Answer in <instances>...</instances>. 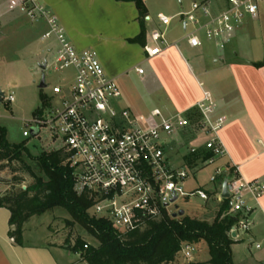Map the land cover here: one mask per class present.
<instances>
[{
	"label": "built area",
	"instance_id": "obj_1",
	"mask_svg": "<svg viewBox=\"0 0 264 264\" xmlns=\"http://www.w3.org/2000/svg\"><path fill=\"white\" fill-rule=\"evenodd\" d=\"M2 5L32 23L44 25L41 39L52 40L56 45L51 61L44 58L45 67L72 71L71 82L52 87V95L47 96L46 103L27 120L29 130L22 134L29 136L34 127L38 133L45 126L55 138H60L62 143L57 149L63 148L68 153L65 163L71 170L74 191L93 198L88 209L91 215L107 220L118 237L125 240L129 233L141 230L149 221L160 220L164 213L173 217V213L182 209L175 204L179 197L208 200L210 192L207 189L186 190L183 182L189 173L213 164L225 154L217 135L224 117L211 121L207 116L210 104L200 102L197 108L202 118L195 124H191L182 112L150 126L139 124L129 108L120 106L119 85L115 78L105 73L96 51L76 48L44 0H0ZM262 8L264 0H227L220 10L201 0L191 2L189 9L176 17L183 26H191L184 36L190 47H199L206 40L222 50L245 19L257 18ZM157 17L162 28L150 32L152 43L144 46L149 57L168 45L165 29L174 18L161 13ZM51 50V47L47 49L49 53ZM135 70L139 74L143 72L142 68ZM5 100L13 101V95L8 94ZM190 125L201 126L209 137L201 145L191 146L189 152L202 147L210 155L194 166H188L182 156L183 166L178 168L170 163L165 150L175 134ZM218 179L216 199L219 202L227 200V214L234 219L228 234L248 231L253 211L250 200L257 201L264 194V181L246 180L234 167L224 165L216 166L209 175L210 182ZM224 179L226 198L221 197ZM170 205H174L173 208ZM194 249L193 243L183 242L178 252L189 260Z\"/></svg>",
	"mask_w": 264,
	"mask_h": 264
},
{
	"label": "crops",
	"instance_id": "obj_2",
	"mask_svg": "<svg viewBox=\"0 0 264 264\" xmlns=\"http://www.w3.org/2000/svg\"><path fill=\"white\" fill-rule=\"evenodd\" d=\"M206 1L215 10H220L227 4V0ZM8 12L10 11L4 5L0 6V17ZM143 22L145 35L143 42L137 43L143 50L144 57L141 62H146L148 68H143L139 62L132 66H112L104 60L105 73L115 78L119 85L120 106L129 108L139 124L150 126L172 114L184 113L197 107L200 102L210 104L208 118L211 121L219 116L225 119L217 131L225 154L211 164L213 168L218 165L234 167L246 180L264 181V65L255 66V63L264 60V8L260 10L257 18L247 17L222 50L210 41H203L199 47H190L184 36L191 26L185 27L179 22L180 31H169L168 40L166 33L171 23L165 29L168 45L162 46L158 54L149 57L144 46L152 43L150 32L162 26L158 17L156 23L151 22L148 13ZM38 26L39 30L36 32L42 33L44 25L38 23ZM134 36L125 39L130 42L128 39ZM132 67L143 69L141 74L136 73L138 75L135 76L140 83L153 89L154 94L159 97L160 106L148 104L147 111L139 109V102L130 90L133 78L128 77V72ZM169 145L170 143L166 147V153ZM205 189L210 192L208 199L218 203L215 196L217 186ZM250 204L253 206L250 229L230 235L234 241L231 244L234 264H264V194L257 201L250 200ZM9 216L10 211L0 207V264H88L79 252L69 249L66 243L49 240V237L43 241L27 240L24 229L22 243L18 244L8 234L12 228L8 222ZM243 242L246 243L249 253L238 254L236 258L234 247ZM194 246L196 259L190 258L188 263L209 264L206 243L200 241L194 243Z\"/></svg>",
	"mask_w": 264,
	"mask_h": 264
},
{
	"label": "rangeland",
	"instance_id": "obj_3",
	"mask_svg": "<svg viewBox=\"0 0 264 264\" xmlns=\"http://www.w3.org/2000/svg\"><path fill=\"white\" fill-rule=\"evenodd\" d=\"M150 16L151 22H157V14L175 16L169 31H180L178 13L187 11L194 0H143ZM44 2L58 16L64 27L66 36L78 49L91 48L104 67V60L109 65L125 64L132 66L139 62L143 68H148L146 62H141L144 57L139 43H130L125 38L136 35L139 31L138 13L132 2L116 0H44ZM162 28V27H161ZM38 23H32L15 12H8L0 17V91L3 93L0 100V125L5 128L6 139L9 143H24L25 149L31 156L24 155V162L28 164L35 175L46 180L44 172L39 168L35 158L43 151H51L60 147L62 141L55 138L47 127H41L37 134L23 136L24 130H29L26 125L37 109L41 106L39 95H52L55 84H67L72 80L71 70L56 71L51 66L40 68V64L47 57L50 62L54 54L55 42L42 40ZM210 43L204 40V43ZM51 47L49 53L47 49ZM139 60V61H138ZM132 77L130 90L135 100H138L139 109L147 111L148 104L160 106L157 97L150 86L140 83L135 75V68L128 72ZM69 78H66L68 77ZM44 78V87H39L41 78ZM146 86V87H145ZM129 87V85H128ZM133 89V90H132ZM8 94L13 95V101L5 100ZM141 102V104H140ZM147 103V104H146ZM209 135L202 131L201 126H186L175 134L169 143L167 155L170 163L175 167H182V156L191 146L201 145ZM33 156V157H32ZM5 163V164H4ZM5 165L0 170V195L7 191L17 192L34 182L33 177L27 172L25 165L17 160ZM214 171L213 165L200 166L194 173H189L183 185L186 190L193 188H211L219 186L220 180L209 181V175ZM14 177L17 180H14ZM14 182V183H13ZM203 203V204H202ZM216 201L200 200L197 197H179L175 204L185 210V214L197 219L211 222L215 217ZM174 205H170L173 208ZM179 217V216H178ZM72 221L71 215L61 206H54L42 213L32 214L22 224V231L27 240H58L73 243L81 237L90 245H98L81 225ZM11 229H14L12 226ZM195 248V246H194ZM204 250V249H203ZM205 251V250H204ZM246 243L234 247V256L248 254ZM195 249L191 252V259H196ZM200 255V254H199ZM187 260L181 252H177L172 264H186Z\"/></svg>",
	"mask_w": 264,
	"mask_h": 264
},
{
	"label": "trees",
	"instance_id": "obj_4",
	"mask_svg": "<svg viewBox=\"0 0 264 264\" xmlns=\"http://www.w3.org/2000/svg\"><path fill=\"white\" fill-rule=\"evenodd\" d=\"M132 2L137 9L140 30L137 35L129 38L130 42H143L145 28L143 19L147 8L143 0H116ZM264 65V60L255 66ZM41 105L46 103L47 96L39 95ZM38 110V109H37ZM191 124L197 123L202 115L197 107L184 112ZM31 156L26 151L24 143L12 144L6 139L5 128L0 125V162L9 163L12 160L22 162L34 182L17 192L7 191L0 195V207L10 211L8 234L15 242L21 244L22 224L32 214L42 213L54 206L65 208L73 221L81 225L98 245H90L81 237L71 244L65 241L67 247L79 252L88 264H169L175 260L181 243H198L204 241L208 248L209 264H234L231 258L233 239L228 234L234 219L227 214L228 203L224 199L216 203L215 217L211 222L183 214L173 218L164 213L158 221H149L141 230L136 229L120 239L111 224L88 211L93 198L87 193L78 195L73 189L71 170L65 163L68 153L63 149L43 151L35 158L37 165L44 172L46 180L37 176L30 166L24 162L23 156ZM210 153L202 147L194 152L183 155V161L188 166L203 162ZM5 164V163H4ZM5 165H0V170ZM230 168V166H229ZM14 180H17L14 177ZM14 183V182H13ZM86 244V247L84 245ZM200 264V263H188Z\"/></svg>",
	"mask_w": 264,
	"mask_h": 264
},
{
	"label": "water",
	"instance_id": "obj_5",
	"mask_svg": "<svg viewBox=\"0 0 264 264\" xmlns=\"http://www.w3.org/2000/svg\"><path fill=\"white\" fill-rule=\"evenodd\" d=\"M40 68L41 69H44L45 68V62L43 61L40 65ZM45 86V83H44V78L42 77L41 78V81L39 83V87H44ZM3 93L0 91V100H1V97H2ZM31 134L32 135H35L37 133V128H31L30 130ZM221 197L223 198H226L228 197V192L226 190V179L223 180L222 182V185H221ZM175 200V196L171 198V202ZM184 214V210L183 209H179L176 213H173L172 216L175 217V216H181Z\"/></svg>",
	"mask_w": 264,
	"mask_h": 264
}]
</instances>
